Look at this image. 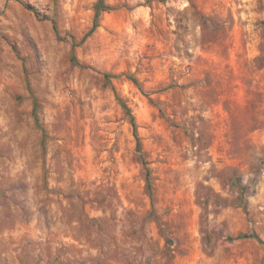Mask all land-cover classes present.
I'll return each mask as SVG.
<instances>
[{
  "label": "rangeland",
  "instance_id": "1",
  "mask_svg": "<svg viewBox=\"0 0 264 264\" xmlns=\"http://www.w3.org/2000/svg\"><path fill=\"white\" fill-rule=\"evenodd\" d=\"M96 1L0 0V264H264V0Z\"/></svg>",
  "mask_w": 264,
  "mask_h": 264
},
{
  "label": "trees",
  "instance_id": "2",
  "mask_svg": "<svg viewBox=\"0 0 264 264\" xmlns=\"http://www.w3.org/2000/svg\"><path fill=\"white\" fill-rule=\"evenodd\" d=\"M93 9H94L93 24H92L91 28L88 30V32L86 33V35L92 33L95 30V28L98 25V19L100 18L101 13L103 11L110 10L111 7L109 5H107V4H105L104 3V0H97L94 3ZM71 59L73 61H75L74 55H71ZM105 76L107 78H109L111 75L108 74V73H106ZM133 80L136 82L135 79H133ZM116 98H117L118 102L120 103V105L122 106L125 114L128 116L129 121H130V123H131V125L133 127V133H134L135 139H136V149H137V152H138V154H139V156L141 158L142 157V153H141V149H140V141H139V137L136 134V124H135L134 117L131 114L130 108L125 104V102L122 99H120L119 97H116ZM143 164H145V162H143ZM145 178H146V189H147V192L150 195V198L152 200V185H151V179H150V171L146 167H145ZM235 185L241 186L240 183H237V178L235 180ZM240 188L243 190V187L242 186ZM243 207L245 208V205H243ZM243 236H245V237L246 236H253V237H255L254 233H250L249 235H243ZM260 242L262 244H264L263 241L260 240Z\"/></svg>",
  "mask_w": 264,
  "mask_h": 264
}]
</instances>
